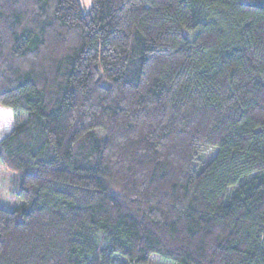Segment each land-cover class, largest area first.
<instances>
[{"label": "trees", "instance_id": "1", "mask_svg": "<svg viewBox=\"0 0 264 264\" xmlns=\"http://www.w3.org/2000/svg\"><path fill=\"white\" fill-rule=\"evenodd\" d=\"M0 105V264H264V0H0Z\"/></svg>", "mask_w": 264, "mask_h": 264}, {"label": "rangeland", "instance_id": "2", "mask_svg": "<svg viewBox=\"0 0 264 264\" xmlns=\"http://www.w3.org/2000/svg\"><path fill=\"white\" fill-rule=\"evenodd\" d=\"M83 12H87L91 5L92 0H79ZM15 115L9 108L0 105V138L8 134L15 126ZM18 173L9 171L2 163L0 164V206L7 209H14L21 204V201L17 198L18 182L15 178H18ZM156 257H153L154 259ZM153 264H164L158 259L153 260Z\"/></svg>", "mask_w": 264, "mask_h": 264}]
</instances>
